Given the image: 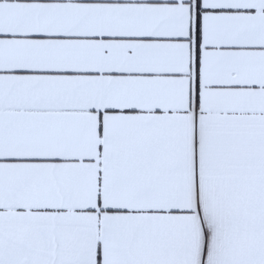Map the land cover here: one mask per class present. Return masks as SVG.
I'll list each match as a JSON object with an SVG mask.
<instances>
[{
  "label": "snow or ice",
  "instance_id": "obj_1",
  "mask_svg": "<svg viewBox=\"0 0 264 264\" xmlns=\"http://www.w3.org/2000/svg\"><path fill=\"white\" fill-rule=\"evenodd\" d=\"M0 264H264V0H0Z\"/></svg>",
  "mask_w": 264,
  "mask_h": 264
}]
</instances>
